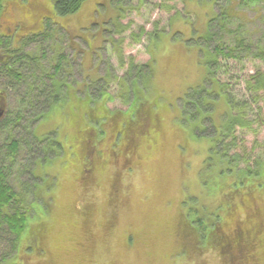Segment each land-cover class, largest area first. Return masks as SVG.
Returning a JSON list of instances; mask_svg holds the SVG:
<instances>
[{"label":"rangeland","instance_id":"obj_1","mask_svg":"<svg viewBox=\"0 0 264 264\" xmlns=\"http://www.w3.org/2000/svg\"><path fill=\"white\" fill-rule=\"evenodd\" d=\"M47 19L54 22L51 36L25 52L38 54L51 75L64 56L55 77L68 76L69 97L33 128L39 139L55 132L63 152L24 147L12 163L0 135V168L13 172L10 185L31 206L18 251L0 228V264H264V231L252 249L246 242L235 249L234 241L225 252L218 241L189 237L185 226L190 211L220 208L235 237L236 220L249 231L255 227V203L264 229V102L248 88L252 75L264 72L257 55L264 47V0H86L66 16L55 14L52 0H6L0 34H13L17 43L43 30ZM30 65L35 71L39 63ZM99 91L105 97L96 94L92 108L117 116V127L133 107L148 112L132 157L125 159L124 136L109 131L112 122L107 134L84 132L76 146L85 121L81 111L71 125L70 113ZM0 92L8 113L17 99ZM223 93L232 99V113L242 106L247 113V125L227 137ZM20 127L13 138L26 136ZM247 170L262 185L255 180L250 195L237 183ZM37 229L43 237L31 251Z\"/></svg>","mask_w":264,"mask_h":264},{"label":"trees","instance_id":"obj_2","mask_svg":"<svg viewBox=\"0 0 264 264\" xmlns=\"http://www.w3.org/2000/svg\"><path fill=\"white\" fill-rule=\"evenodd\" d=\"M52 1L55 14L57 16H66L77 12L86 0ZM5 2L6 0H0V17L3 14ZM224 19L225 18L223 16L221 18V22H224ZM214 20H216V18L212 19L211 21ZM43 22V30L32 33L29 36H23L17 43H15L12 36H4L0 34V53L4 55V57L0 59V88L5 92L8 91L10 96L14 94L15 99H17L16 106L13 109L11 108L12 110H10L8 113L4 112L0 116V135H6V138L4 139L5 142L3 143L9 149L8 155L12 163L13 161H17L18 157L22 155L24 147L27 148V150L29 149L32 151V153H38L37 151H41L43 155L45 153L48 154V152H53L55 156H57L61 155L63 152L62 144L57 140V135H55V132H53L54 134L48 133L43 139H39L37 138L33 128V123L40 120L41 118L46 117L50 110L53 111L54 108L59 104H66L67 101L65 99L68 96L70 87L69 83L66 81V77L68 76H62L60 78L55 77L56 74H58L62 69V62L65 60L64 56L57 58L58 61H56V64L53 66L54 75H51V73L43 71L42 66L40 67V57L38 54L35 56L25 52V47L27 45L31 44L32 42L36 43L38 39H41L42 41L49 39L51 36V24H54V22L51 23L50 19H47ZM241 45L242 42L236 47ZM246 46H250V44H247ZM258 48L259 51L257 52V55L263 59L264 47ZM230 50L233 49L231 48ZM216 51L223 53L222 50L219 49H216ZM31 62H37V64L39 63V66L36 67L35 71H33V67L30 65ZM38 69L40 72H37ZM248 88L249 91L253 93V95H256V97L258 96L264 102V72L259 70L256 74H253L251 79L248 81ZM96 94H99L102 98L105 97L101 91H99V93H93L88 97L86 103L83 101L85 104L84 106H80V101L78 103L79 105L70 113L73 114V117L70 120V123L72 122L71 125H74V123L78 125V120L80 118V113L78 112L81 111H83V120L85 121L84 130L80 133L81 139H79V144L76 146H81L84 132L89 138H91V135L94 133L95 137L101 135L104 136L107 134V125L112 122L114 128L110 127L111 129L109 128V131L112 134H115V136L121 135V133L123 134L122 136H124V144H121L120 146L122 147L121 151L124 150L125 153H122H124L123 155L125 156V159H127L129 155L132 157L134 152L133 149L137 145V137L139 134L143 133L147 127V125L145 126V122L147 118L149 119L148 112L143 110L142 106L138 109H134L135 107H133L131 110L122 114V116L125 114L128 116L131 113L129 121L127 120L125 123L123 122L121 124V127H117L119 126L120 120L117 116L101 113L103 108H101L99 111H96L94 108H92L93 106L91 103L95 99ZM223 95H225L226 101L230 107V113L228 114L229 121L226 122V127L223 129L225 130V137H227L230 135V133L234 132L236 126L247 125V113L246 107L244 106L239 109L237 108L238 110L236 113H232V110L234 109V106L232 105V99L228 93H223ZM135 100L136 97L134 98V101ZM86 119L88 120L86 121ZM22 120H24V122H22ZM18 126H21L20 128L23 129V134L27 133L22 139L12 137L13 131ZM115 126L117 127V130L114 131L116 128ZM1 148L2 147H0V150ZM94 148V145L89 144L88 148L86 149L88 155L90 152L95 151ZM78 151L80 153V149ZM222 155L225 157L228 156L226 152H222ZM229 164H232L230 159ZM230 167L233 168L232 166ZM231 168L227 169L228 172H231ZM9 170L10 169L8 168L7 170L3 171V169L0 168V228H2L1 230L3 233L11 236V246L13 251L16 249L18 251L22 235L26 231L28 222L31 219V206L28 207L25 204V200L21 199L20 194L13 188L12 185H10L11 183L9 178L13 172ZM243 173H246V176H244L245 174L239 176V181H237L239 184L238 188H243L250 195V191L254 188L255 180H258L257 187L262 186L259 184L261 177L251 170H247V172ZM232 193L237 196L241 195L239 192L235 193L233 191ZM205 215H207L209 219H204L203 216ZM252 216L253 220H256V224L255 227L250 228V231L244 227L243 219H240L239 221L236 220V222L240 224L236 226L241 227L238 229L235 228V237L229 235L230 233L225 230L223 221L221 220L220 208H217L213 211H208L205 209H202L201 212L190 211V213H187L186 215L187 222L185 226L191 230L189 237H192L193 234L198 235L200 240L199 243H202V241L207 239L218 241L221 244V251L223 249V251L226 252L227 247L229 245L233 246L234 241L235 244H237L235 249L239 247L238 245H240V243L242 244L245 242L248 245L252 244V246L249 248L252 249L255 247L253 242L255 241L256 234L260 235L264 231V229L259 228V225L263 227V224L261 223V220L258 219V209L257 206H255V203L254 207L252 208ZM38 231L39 229L34 232L31 244H29L28 248L31 251L33 249L31 248V245L34 242H38V244H40V239L43 237L42 234L38 233ZM231 238L233 241H231ZM241 253H243V251ZM8 259L9 258H5V262ZM11 264H22V262L14 261Z\"/></svg>","mask_w":264,"mask_h":264},{"label":"flooded vegetation","instance_id":"obj_3","mask_svg":"<svg viewBox=\"0 0 264 264\" xmlns=\"http://www.w3.org/2000/svg\"><path fill=\"white\" fill-rule=\"evenodd\" d=\"M45 18V17H44ZM39 32V31H38ZM30 34H32V33H29V34H26V35H24V36H29ZM1 35H7V36H12V37H14V39H15V36L12 34V35H9V34H1ZM22 37V36H21ZM19 41H20V39H19ZM18 41V42H19ZM4 57V55H2L1 53H0V59H2ZM2 99H3V92H0V116L4 113V107H3V102H2Z\"/></svg>","mask_w":264,"mask_h":264}]
</instances>
